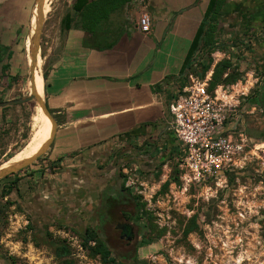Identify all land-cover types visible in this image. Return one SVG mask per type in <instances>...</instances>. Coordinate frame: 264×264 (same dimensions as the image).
I'll return each mask as SVG.
<instances>
[{"label": "crops", "instance_id": "crops-1", "mask_svg": "<svg viewBox=\"0 0 264 264\" xmlns=\"http://www.w3.org/2000/svg\"><path fill=\"white\" fill-rule=\"evenodd\" d=\"M214 1L61 0L55 42L41 58L45 100L57 124L45 155L55 176L32 172L18 180L15 192L45 202L59 186L75 182L102 190L118 180L123 164L173 172L180 145L168 128L169 99L199 66L211 60V74L220 63L204 48L211 41L208 27L222 52L237 49L243 27L250 36L264 28V0H226L211 22ZM27 3L0 0L1 99L17 75L18 24ZM145 6L149 34L138 30ZM48 132L46 119L43 145Z\"/></svg>", "mask_w": 264, "mask_h": 264}, {"label": "rangeland", "instance_id": "rangeland-1", "mask_svg": "<svg viewBox=\"0 0 264 264\" xmlns=\"http://www.w3.org/2000/svg\"><path fill=\"white\" fill-rule=\"evenodd\" d=\"M28 1L23 18L34 4V0ZM59 2H54L52 12L45 19L41 57L42 51L55 42ZM18 26L22 35L28 33V22L24 19ZM18 46L19 81L8 89L3 102L28 96L26 84L30 74L24 68L26 40L22 38ZM251 70L244 73L249 74L250 82ZM37 115L34 101L11 106L4 113L0 110V167L30 142L36 132ZM242 121L246 136L252 140L250 144H264V120L243 115ZM231 123L234 126L235 121ZM180 148L183 150L181 145ZM260 157L259 166L248 167L238 182L230 183L228 189L216 196L196 192L180 179L174 182L176 176L172 172L124 166L123 182L134 198L136 219L143 229L137 259L131 264H264V154L260 153ZM44 164L51 166L44 157L0 181V194L4 185L30 177V173L39 172V166ZM28 221V216L15 206L2 214L0 249L17 264H60L55 253L61 244L69 247L75 264H105L100 257L91 255L93 243L85 247L69 230L63 232L67 235L54 233L48 242L37 240L26 230Z\"/></svg>", "mask_w": 264, "mask_h": 264}, {"label": "built area", "instance_id": "built-area-1", "mask_svg": "<svg viewBox=\"0 0 264 264\" xmlns=\"http://www.w3.org/2000/svg\"><path fill=\"white\" fill-rule=\"evenodd\" d=\"M138 30L142 34L151 31L147 6L139 17ZM216 54L221 57L220 62L231 64L224 80L232 69L241 77L235 83L212 89L214 72L204 78L190 75L187 84L175 91L168 104V128L183 149L180 148L175 158L180 180L196 192L215 196L227 189L230 178L242 174L248 167L259 166L260 153L264 154V144H250L252 140L246 136L242 121L243 115L253 116V105L248 99L255 82L247 81L249 74L240 69L237 49L222 52L216 46L210 55L213 61ZM239 126L243 127L238 129ZM262 166L264 169V162ZM38 170L49 173L52 167L44 164Z\"/></svg>", "mask_w": 264, "mask_h": 264}, {"label": "flooded vegetation", "instance_id": "flooded-vegetation-1", "mask_svg": "<svg viewBox=\"0 0 264 264\" xmlns=\"http://www.w3.org/2000/svg\"><path fill=\"white\" fill-rule=\"evenodd\" d=\"M260 33L250 36L247 28L243 27L237 50L245 66L244 70L248 72L249 68L253 69L252 82L255 83L249 91L248 99L253 104V117L264 120V28ZM250 41L253 42L252 46L248 45ZM124 166L126 164L119 168L121 175L118 180L109 182L102 190L91 185L83 187L75 182L65 187L59 186L54 200L47 199L45 202H38L33 195L21 196L14 190L5 200L0 194V204L11 201L16 209L24 212L29 219L26 230L30 228L32 236L37 240L48 242L54 233L69 230L76 239L83 241L92 237L91 243L94 246L102 244L116 259V263L131 264L137 259L143 229L136 219L134 198L123 182ZM53 171L54 168L49 173H43L54 177ZM240 175L230 178L228 187L230 183L238 182ZM13 263L17 264L0 249V264Z\"/></svg>", "mask_w": 264, "mask_h": 264}, {"label": "trees", "instance_id": "trees-1", "mask_svg": "<svg viewBox=\"0 0 264 264\" xmlns=\"http://www.w3.org/2000/svg\"><path fill=\"white\" fill-rule=\"evenodd\" d=\"M225 1L226 0H215L213 2L212 15L210 17L211 22H215V18H216L215 16L217 15L220 7L224 4ZM29 14H30V12H28L26 14V18H24L25 23L28 22ZM18 35L19 36H18L17 46L22 41V38L26 40L28 33H27V31H25L24 34L22 35V33H20V31H19ZM21 35H22V37H21ZM214 35H215V29L212 25H210L206 31L205 36L207 38L211 39V41L209 42L208 46H204V48H206L208 50L209 57L216 49V46H214V43H213ZM24 48H25V46H24ZM25 52H26V50H25ZM26 64L27 63L25 62V64H24L25 70H27ZM211 65H212V61L210 60L206 65L199 66L198 72L196 74H193V75L198 76L200 78H204L206 76V74L208 73V71L211 69ZM8 69H9V67L7 66L6 68H4V71H6ZM229 70H231V64L228 61H222L216 65V67L214 69L212 81H211V88L212 89L215 88L216 86L220 85V84L235 83L241 77L240 74L236 73L235 69H232V72L229 75L228 79L224 80L223 76ZM16 81H19V74L15 75L11 78V84L9 85V89L12 88V86L16 83ZM15 100H17V99H15ZM1 102H3V100L0 98V103ZM7 109H9V107L3 108L0 110L4 113V111H6ZM51 114H52V112H51ZM172 173L176 176L174 178V182H178L180 178H179V174H178L177 170L176 169L173 170ZM9 177H11V176H9ZM8 178H6V179H8ZM17 183H18V181H14L11 184L3 186L2 192H1V198L3 200L8 198L14 192V190H16ZM11 207H14V203L11 201H8V202L4 201L0 204V222L2 221V214H3L4 210L10 209ZM28 230L30 231V228ZM92 239H93L92 237L83 239L82 242L85 245V247H87L88 244L91 243ZM55 254H56L57 258L60 260V264H75V262L72 258L71 251H70L68 246H65L62 244L58 245L56 248ZM91 255L93 257H97V256L100 257L105 264H115L116 263V259L111 256L110 252L102 244H99L98 246H94L91 249ZM12 260H15V259L12 258Z\"/></svg>", "mask_w": 264, "mask_h": 264}, {"label": "water", "instance_id": "water-1", "mask_svg": "<svg viewBox=\"0 0 264 264\" xmlns=\"http://www.w3.org/2000/svg\"><path fill=\"white\" fill-rule=\"evenodd\" d=\"M44 5H45V0H34L32 11L30 14L31 18H33V12L35 10V12H36L35 27H34L33 33L31 34V32H30V34L28 35L29 37H31L30 38V46H29V51L31 54V56H30L31 57V63L28 67L30 79L32 82L31 92H30V94H28V96H26L24 98L1 102L0 103V109L8 108L11 106H19V105L34 101L35 104L37 105V108H39L42 111V113L44 114V116L51 121L52 132H51V136H50L49 140L43 145V147L41 148V150L37 154H35L31 158L25 160L21 164L14 165V166L8 167L6 169L0 170V181L8 178L9 176H11L13 174H17V173L25 170L26 168H28L31 165H33L34 163H36L39 159L44 158L45 155L47 154L50 146H51V143L53 141V137L55 134V130H56V126H57L56 120L47 107L45 95L43 97H41L39 95V93L37 92L36 80H35V74H36V70H37L38 60H39V58H42L41 57V38H42L43 28H44V24H45ZM30 29H31V27H30ZM28 30H29V28H28ZM42 75H43V69H42Z\"/></svg>", "mask_w": 264, "mask_h": 264}, {"label": "bare ground", "instance_id": "bare-ground-1", "mask_svg": "<svg viewBox=\"0 0 264 264\" xmlns=\"http://www.w3.org/2000/svg\"><path fill=\"white\" fill-rule=\"evenodd\" d=\"M56 0H45V5H44V15L45 19L46 17L52 12V6ZM36 23V12L34 10L33 12V18L31 16L29 17L28 20V35L33 33L34 27ZM32 24V25H31ZM31 27V29H30ZM30 38L27 36L26 38V65L27 68L29 67L31 63V54L29 51V46H30ZM35 80H36V88L37 92L41 97L44 96V80H43V75H42V60L39 58L38 60V65H37V70L35 74ZM31 87H32V82L31 79L29 78L26 84V91L28 94L31 92ZM37 117H36V132L34 133L33 137L31 138L30 142L18 153H16L13 157H11L7 162H5L0 170L6 169L8 167L14 166L21 164L25 160L31 158L35 154H37L41 148L43 147V142H44V137H45V130H46V119L48 120L49 123V132H48V140L51 136L52 132V124L51 121L44 116L42 111L37 108ZM33 121V120H32ZM34 124V123H33ZM34 126V125H33ZM47 140V141H48Z\"/></svg>", "mask_w": 264, "mask_h": 264}]
</instances>
